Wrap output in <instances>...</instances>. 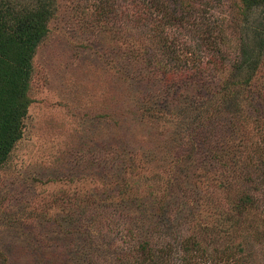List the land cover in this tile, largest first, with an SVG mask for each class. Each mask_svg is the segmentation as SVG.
Instances as JSON below:
<instances>
[{"label":"rangeland","instance_id":"obj_1","mask_svg":"<svg viewBox=\"0 0 264 264\" xmlns=\"http://www.w3.org/2000/svg\"><path fill=\"white\" fill-rule=\"evenodd\" d=\"M37 1L0 5L23 10ZM239 7L54 0L31 63L22 137L0 166V264H155L154 249L138 248L143 239L159 244L157 225L172 231L160 244L172 245L170 264H180L175 237L195 238L199 251L190 254L211 247L209 232L227 210L219 184L228 172L211 167L197 118L238 57ZM260 10H251L248 28L258 26ZM133 45L157 60L163 79L162 71L135 73ZM126 70L134 80L123 78ZM243 110L239 132L232 123L218 128L209 152L229 147L245 159L263 140L264 115L249 109L252 124ZM238 236L250 247L245 254L253 249L246 264H264V208Z\"/></svg>","mask_w":264,"mask_h":264},{"label":"trees","instance_id":"obj_2","mask_svg":"<svg viewBox=\"0 0 264 264\" xmlns=\"http://www.w3.org/2000/svg\"><path fill=\"white\" fill-rule=\"evenodd\" d=\"M231 1H238L241 9L237 15L241 26L238 24L236 30V36L239 35L238 57L227 68L224 79L219 82L218 90L207 95L203 103L205 109L197 118L200 126L205 127L203 133L206 137L203 138V133L201 134V143L206 146L207 158L213 164L211 167L221 171L226 169L228 172L222 174L223 179L219 184V188L224 192L227 210L218 212L215 225L209 232H214V240L210 238L207 246L211 247L200 254H190L195 250L199 251L197 247H200V244L195 242V238L191 240L185 235L175 237L176 251L173 254L178 255L180 264H241L240 260L246 264L253 255V249L251 253H244L250 247L243 241L236 242L242 240L238 231L244 226L246 218L264 208V137L251 153L246 154L245 159H242V156H234L229 147L221 149L222 153L213 150L209 152L210 145H207L211 137L218 133L217 129L226 123H232L233 132L235 128L239 132L238 123L242 121L241 111L244 108L243 112L247 113L252 124L257 123V120L250 116L249 109H256L264 115V0ZM53 7L54 0H40L33 4L31 9L23 10H14L9 3L6 6L0 5V166L7 161L12 149L22 137L23 120L32 102L28 97L31 63L37 46L49 31L48 23L53 16ZM253 9H261V18L258 26L248 28L249 13ZM165 18L164 23L170 17ZM248 30L253 32L249 39L245 38ZM133 46L128 58L133 57L131 61L136 74L142 70L162 71L157 60L153 62V58L149 59L151 54L145 60L146 56L141 55L138 48ZM122 73L126 81L134 78L132 75V78L128 76L127 70ZM165 76L166 73L162 71L160 79ZM222 104H225V107ZM144 113L148 115L152 111L147 110ZM227 120L229 122H226ZM228 128L230 129L231 125L224 127L223 131L226 132ZM151 231L159 236L156 238L159 244L154 248L149 247V241L143 239L138 249L143 254H151L150 249H154L156 255H150L149 260H155V264H170L168 252L172 245L167 244L168 250H163L160 246L166 239L164 237L168 236V231H171L169 226L157 225ZM216 232L220 236H216Z\"/></svg>","mask_w":264,"mask_h":264}]
</instances>
